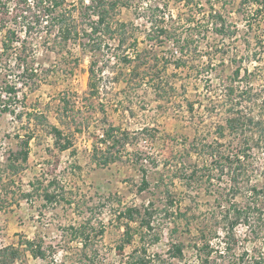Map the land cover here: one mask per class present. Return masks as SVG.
Returning <instances> with one entry per match:
<instances>
[{
    "label": "rangeland",
    "instance_id": "1",
    "mask_svg": "<svg viewBox=\"0 0 264 264\" xmlns=\"http://www.w3.org/2000/svg\"><path fill=\"white\" fill-rule=\"evenodd\" d=\"M140 1L147 5V0ZM161 1L163 5L165 0ZM166 1L169 7L165 12L173 13L175 20L187 19V26L205 17V9L198 6L187 8L183 1ZM228 1L221 10L231 25L228 29L236 32L218 35L210 31L207 37L193 30L195 36L186 26L188 31L182 30V37L192 36L195 42L183 54L175 53L178 46H161L149 40L143 31L145 19L135 16L132 7L119 8L115 13L116 20L137 24L140 51L150 49V57L157 54L161 62L172 53L185 60L178 70L171 62L160 67L169 83H163L159 94L154 93L147 78L141 87L133 84L134 88L125 92L124 83L115 80L111 68L97 81L99 92L91 94V52L83 46L88 39L52 49L55 25L51 34L41 32L43 37L32 39L38 75L23 80L19 69L11 65L9 76L3 80L16 83L19 92L10 110H2L0 101V247L37 239L48 249L43 260L22 245L16 264H127L129 255L141 243L139 230L149 202L156 209L151 219L155 230L150 233L159 235L158 240L150 233L145 237L149 254L169 256L170 242L181 241L185 244L183 262L197 264L194 245L200 229L219 227V192L227 191L229 198L236 193V202L243 203L252 183L264 186L263 177L251 173L248 176L249 171L243 168L238 188L234 189L233 181H229L231 164L224 163L221 171V164L209 154L214 149L230 152L235 148L232 133L226 132L225 137L216 140V123L227 117L230 106L225 87H245L242 75L251 72L254 89L264 91V7L258 12L257 6L251 4L243 10L238 0ZM16 2L10 0V6ZM74 3L80 12H85L79 0H65L63 7L71 8ZM73 14L80 28H88L95 18L85 17L78 10ZM2 16L10 20L7 14ZM245 18L250 19L253 28H248ZM18 32L22 38L24 31L20 28ZM1 38L0 30V45ZM117 42L113 41L111 49L105 48L102 56L104 62L110 54V67L114 54H122L124 49ZM16 45L20 47L21 41ZM150 63L153 66L154 61ZM237 66L242 68L239 78L234 75ZM155 67L149 68L147 75ZM54 126L72 142L68 149L57 146ZM109 126L118 127V131L108 137L107 147L103 143L107 136L100 134ZM30 135L28 160L13 159L11 155ZM202 145H207L206 150L199 155ZM259 155L258 160H251L254 164L264 161V154ZM9 157L18 167L15 173L7 165ZM192 170H196L195 177H189ZM143 179L148 185L141 188ZM46 193L52 198L48 199ZM133 207L141 209V213L129 217L128 209ZM127 224L130 238L133 235L131 243L125 242ZM72 226L84 232L74 234ZM248 232L247 226L239 224L242 238ZM214 243L221 245L218 238ZM245 243L253 252L264 254L260 237Z\"/></svg>",
    "mask_w": 264,
    "mask_h": 264
},
{
    "label": "trees",
    "instance_id": "2",
    "mask_svg": "<svg viewBox=\"0 0 264 264\" xmlns=\"http://www.w3.org/2000/svg\"><path fill=\"white\" fill-rule=\"evenodd\" d=\"M81 9L74 3L71 8L63 7L65 0H17V2L10 6V0H0V30L2 33L1 45H0V83L4 84L0 88V101L3 105L2 110H10L13 101L15 104L18 101L19 88L17 84L9 83L7 80H3L9 76V69L15 66L19 69V77H33L38 75V68L36 63L38 59L35 57L34 44L32 39L42 36L45 33L46 36L51 34L52 26H57V33L53 37V48L59 46L60 49L67 48L71 42L75 44L78 39L87 38V42H83V46H87L91 52V61L89 66V88L91 94H97L98 80L103 78L108 68L114 70V78L117 81L124 83V91H128L135 86H142L143 81L146 80L152 84L155 94H159L164 87V82L168 80L164 79L160 67L170 65L171 63L178 70L182 62L185 61L182 57L176 58L175 54L170 57H159L157 54L150 57L151 50L146 48L142 51L138 49V36L136 35L137 24L135 22H124L115 19V13L123 8L132 7L135 10V16L142 18L145 21L143 27H145L144 34L149 40H156L158 45L169 46L173 44L177 47V51L183 54L186 47H191L195 42L194 37H182V30L189 28V32L192 35L193 30H197L199 35L209 37L210 31H215L218 35L225 32H236L228 29L231 25L227 24L226 14L223 13L221 8H225L228 0H179L183 1L185 7L198 6L201 9H205L204 18L200 21H195V25H186L187 19L184 21L175 20L173 13H166L169 4L163 0H147V5H142L140 0H79ZM241 9H245V6L255 4L258 12L262 11L264 7V0H238ZM209 9V10H208ZM88 18H93L88 24V28L79 27V23L73 19V11H77ZM142 14H140V11ZM193 10V9H192ZM191 10V11H192ZM7 14V18L2 14ZM196 13V12H195ZM93 15V16H92ZM50 19H45L46 17ZM243 18L246 13H243ZM169 17V18H168ZM167 18V19H166ZM191 20V19H189ZM248 28H253L250 19L245 18ZM46 22V23H44ZM113 22L116 25H113ZM191 22V21H190ZM56 23V24H55ZM187 26V27H186ZM21 28L24 31V35L21 38L18 30ZM187 28V29H188ZM237 28V25H236ZM230 30V31H229ZM197 34V33H196ZM230 34V33H229ZM35 36V37H34ZM82 36V37H81ZM196 36V35H195ZM50 38V37H49ZM117 39L118 47H124L122 54L115 53V61L112 67H110L111 56L105 57L104 62L102 56H104L105 48L111 49L113 41ZM113 40V41H112ZM21 41L20 47L16 45V42ZM197 41V39H196ZM179 48V50H178ZM213 49V47H210ZM116 48H114L115 50ZM130 51H133L130 52ZM109 52V51H107ZM106 54V53H105ZM100 55V56H98ZM78 62L79 59H74ZM150 60L154 61L153 66ZM171 62V63H170ZM144 66V67H143ZM156 66V67H155ZM149 75V68H152ZM158 68V69H156ZM146 69V71H145ZM154 70V71H153ZM242 68L237 66L234 75L235 78H239ZM246 82L245 87L237 85L236 87H225V93L228 96L227 99L230 106L226 111L227 117L221 121H217L215 131L216 140H219L226 136V132L232 133L236 140L234 150L226 152L223 150H212L209 152L211 156L215 158L216 162L223 166L224 163L231 164L232 175L229 181H233V187L238 188L240 173L248 172V176L251 174L259 175L264 178V161L260 164H254L251 160H258L259 154H264V91L255 90L252 86L251 72H246L242 75ZM250 77V78H249ZM24 80V79H23ZM146 82V81H145ZM164 83V84H163ZM166 83V84H167ZM239 90V92L237 91ZM131 91V90H130ZM5 97L6 99H3ZM246 104L247 106H245ZM190 109H193L194 104H188ZM242 110V108L244 109ZM20 115V114H19ZM224 122V123H222ZM109 129L104 131L107 136L103 140L107 147L109 138L116 131L118 127L109 126ZM56 136V144L60 150H65L72 145V142L66 137L62 129L58 127H52ZM32 135L24 141L21 149L11 155L13 159H20L26 162L29 157V140ZM64 142H60L61 139ZM202 145L203 151L199 155L205 153V147ZM10 158V157H9ZM9 168H13L14 173L17 172V168L11 158L7 164ZM19 170V169H18ZM248 170V171H247ZM251 173V174H250ZM196 175V170H192L190 176ZM148 185L146 179H143L144 188ZM238 190V189H237ZM239 194V193H237ZM48 199L52 196L46 193ZM236 197V193H234ZM219 215L216 216V223L219 227H202L200 233L195 241L197 248V264H264L263 251L253 252L252 247L247 245L245 241H250L251 238L260 237L264 241V186H258L256 183H252L246 192L245 201L243 203H237L235 197L229 198V193L219 192ZM172 202V201H171ZM144 209L146 214L143 220L141 230H139L140 245L137 247V251L133 252L128 257L127 264H148L152 260H157L158 264H185L183 262V252L185 250L184 242H170L168 248L169 256L155 253L154 255L148 252V243H146L145 237L150 232L155 230V226L151 223L153 215L156 213L153 203ZM134 213H141V209L133 207L128 209L129 217H133ZM243 223L249 228V232L245 237H241L238 233L239 224ZM74 234L81 231V227L72 226ZM129 225H126L127 238L125 242L131 243ZM150 233L158 240V234ZM218 238L221 243L220 246H216L214 240ZM243 239V241H242ZM145 240V241H144ZM85 245L87 240L84 239ZM155 242V241H152ZM25 245L26 249L31 252L35 257H40L43 260L47 257V247H44V243L40 240H25L19 246L7 245L0 247V264H16L18 258L21 255V246ZM122 247V246H121ZM51 251L54 250L51 248Z\"/></svg>",
    "mask_w": 264,
    "mask_h": 264
},
{
    "label": "built area",
    "instance_id": "3",
    "mask_svg": "<svg viewBox=\"0 0 264 264\" xmlns=\"http://www.w3.org/2000/svg\"><path fill=\"white\" fill-rule=\"evenodd\" d=\"M175 53H178L177 49L175 50ZM113 58V57H112ZM115 60H113L114 62ZM105 134L104 133H101L100 136L103 137Z\"/></svg>",
    "mask_w": 264,
    "mask_h": 264
},
{
    "label": "crops",
    "instance_id": "4",
    "mask_svg": "<svg viewBox=\"0 0 264 264\" xmlns=\"http://www.w3.org/2000/svg\"><path fill=\"white\" fill-rule=\"evenodd\" d=\"M68 149V148H67ZM66 150V149H65Z\"/></svg>",
    "mask_w": 264,
    "mask_h": 264
}]
</instances>
